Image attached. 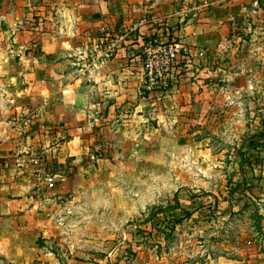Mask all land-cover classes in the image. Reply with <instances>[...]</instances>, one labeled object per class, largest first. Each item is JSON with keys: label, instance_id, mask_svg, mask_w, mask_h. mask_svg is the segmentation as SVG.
I'll list each match as a JSON object with an SVG mask.
<instances>
[{"label": "rangeland", "instance_id": "1", "mask_svg": "<svg viewBox=\"0 0 264 264\" xmlns=\"http://www.w3.org/2000/svg\"><path fill=\"white\" fill-rule=\"evenodd\" d=\"M213 6L211 0H0V106L7 108L0 117L10 125L25 119L9 108L32 92L34 67L19 57L34 45L74 48L72 60L79 63L66 68L79 70L95 105L87 114L95 138L86 154L46 167L66 176L56 186H67L66 193L53 194L52 238L45 243L51 261L264 264V232L258 236L252 225L257 215L264 217V0H247L212 45L189 49L173 35L180 18L202 20ZM164 11L180 14L170 25ZM169 42L182 43L186 52L165 57L155 51ZM7 54L10 59L1 60ZM133 58V67L138 62L145 72L138 95L172 92L162 109L138 112V126L118 144L100 128L130 120L139 99L132 79L117 83L124 97L104 90H112L113 65L128 77L125 66ZM252 141L256 146L248 148ZM19 164L0 162V170L18 173ZM239 180L251 189L232 191ZM52 182L47 178L46 187ZM0 262L8 264L1 255Z\"/></svg>", "mask_w": 264, "mask_h": 264}, {"label": "crops", "instance_id": "2", "mask_svg": "<svg viewBox=\"0 0 264 264\" xmlns=\"http://www.w3.org/2000/svg\"><path fill=\"white\" fill-rule=\"evenodd\" d=\"M211 1L214 8L207 12L204 19L193 22L191 17H182L179 19L180 28L173 32V35L187 44L189 49L197 45L206 47L222 39L227 31V20L231 19L237 11H243L247 0ZM167 4L162 8L167 9ZM151 6L152 4L149 7ZM168 13L162 12L166 21L172 25L176 15L180 13H170V11ZM24 48L27 47L24 46ZM16 49L22 52L21 46H17ZM61 49L67 51V55L60 52ZM69 49L72 52L74 48L70 45H34L33 50L20 56V63L24 60V64H31L34 67L30 74L34 86L29 96L18 100L19 102L11 106L9 110L22 111L25 119L10 125V122L0 117V162L23 163L19 164L21 168L16 169L18 173L12 168L0 170L2 181H0V255L8 264H39L40 260H52L54 255L52 251L45 249V243L52 238L49 229L53 227L54 217L51 212L56 209L55 200L57 199L56 197L53 199V194L66 193L67 186L63 183L56 186L57 178L65 181L66 176L47 171L46 167L51 162H57L60 165L72 158L80 159L86 154L89 144L95 138L94 130L87 121V114L91 108H95V105L90 103L89 89L84 87L79 70L66 68L68 65L79 63V59H76L77 63L72 60ZM7 59H10L9 54L1 58V60ZM135 60L136 58L130 59L125 66L128 77L121 76L120 71L115 69L117 65H113L114 84L111 86L112 90L110 88L104 90L106 95H117L120 98L125 96H122L123 88L117 84L121 78L129 79L128 81L132 79L134 92L137 93L140 82L144 80L145 72L140 69L138 62L137 67H133ZM109 64L107 63V66ZM170 77L174 81L173 76ZM175 91L178 90L175 88ZM169 92L172 91L169 89L163 93L149 90L147 96L137 93L139 106L130 115L131 119L123 120L122 123L115 125L113 130L110 126L100 128V134L105 136L106 132L108 133L106 136L121 144L128 130L132 126H138L136 114L151 110L154 106L158 108L159 105L162 109L164 103H167L166 95ZM157 93H160V98L152 100L151 98L157 96ZM4 106H0L1 114L3 108H6ZM29 106L36 109L29 113ZM144 123L142 125H145ZM14 131L19 133L23 131L22 137L15 135ZM11 157H15L16 160L10 159ZM38 161L42 163L35 165ZM29 168H32L36 174H31L32 171ZM10 174H12L11 177ZM47 178L55 181V183L52 182L51 188L46 187ZM3 182L9 184H3ZM74 260L82 264L74 257L68 258V264H74ZM50 264L56 263L51 261Z\"/></svg>", "mask_w": 264, "mask_h": 264}, {"label": "trees", "instance_id": "3", "mask_svg": "<svg viewBox=\"0 0 264 264\" xmlns=\"http://www.w3.org/2000/svg\"><path fill=\"white\" fill-rule=\"evenodd\" d=\"M169 36H171V35H169ZM142 38H143V40H144V44L148 45V42H149L148 37L145 36V35H143ZM151 39H152V38H151ZM169 39H171V37H169ZM137 54H139V53H137ZM165 82H166V83L168 84V86H169V85H171V82H173V81H171V79H166ZM256 142H257V141H252V143H250V145L248 146V148H250V147H252V146H253V147L256 146ZM238 163H239V166H240V171H241L242 173H244V172H243L244 158H243L241 155H240V157H239V161H238ZM242 176H244V174H243ZM242 178H243V177H242ZM247 185H248V186H247ZM251 185H252V184H247V183H246V180H239V181H237L236 183L233 184L232 191H235L236 189L241 188V187H243L245 190H246V188L249 190V189H251ZM242 210H243V209H242ZM242 212H244V211H242ZM256 219H257V220H255V221L252 223V225L254 226L253 231H254L255 233H257V235L259 236L260 234H263V232H264L263 225H262V221H264V217H263L262 215H257Z\"/></svg>", "mask_w": 264, "mask_h": 264}, {"label": "built area", "instance_id": "4", "mask_svg": "<svg viewBox=\"0 0 264 264\" xmlns=\"http://www.w3.org/2000/svg\"><path fill=\"white\" fill-rule=\"evenodd\" d=\"M144 22H140L139 24H135L134 28L140 27ZM175 42V41H174ZM160 50V51H159ZM156 52L163 53V55L166 57L167 55L172 56V55H182V53L186 52V47L182 43H168L167 45L161 47L158 46ZM160 56L163 58V56L160 54ZM164 62L167 63L169 59L163 58Z\"/></svg>", "mask_w": 264, "mask_h": 264}]
</instances>
